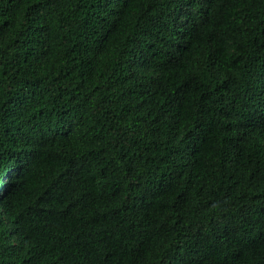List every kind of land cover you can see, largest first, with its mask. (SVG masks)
<instances>
[{
  "label": "trees",
  "instance_id": "16d2710c",
  "mask_svg": "<svg viewBox=\"0 0 264 264\" xmlns=\"http://www.w3.org/2000/svg\"><path fill=\"white\" fill-rule=\"evenodd\" d=\"M0 264H264V0H0Z\"/></svg>",
  "mask_w": 264,
  "mask_h": 264
},
{
  "label": "rangeland",
  "instance_id": "374dc122",
  "mask_svg": "<svg viewBox=\"0 0 264 264\" xmlns=\"http://www.w3.org/2000/svg\"><path fill=\"white\" fill-rule=\"evenodd\" d=\"M5 178V177H4Z\"/></svg>",
  "mask_w": 264,
  "mask_h": 264
}]
</instances>
